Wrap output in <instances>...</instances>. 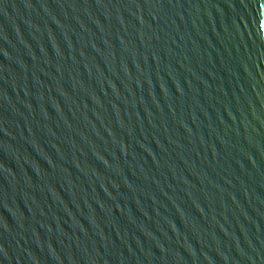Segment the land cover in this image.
Here are the masks:
<instances>
[{
	"label": "water",
	"instance_id": "95a60500",
	"mask_svg": "<svg viewBox=\"0 0 264 264\" xmlns=\"http://www.w3.org/2000/svg\"><path fill=\"white\" fill-rule=\"evenodd\" d=\"M0 264H264V0H0Z\"/></svg>",
	"mask_w": 264,
	"mask_h": 264
}]
</instances>
